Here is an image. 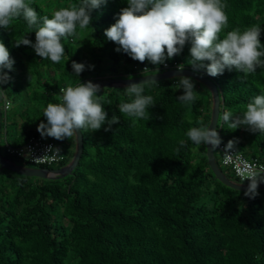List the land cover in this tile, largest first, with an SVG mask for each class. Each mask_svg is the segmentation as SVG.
<instances>
[{"label":"trees","instance_id":"obj_1","mask_svg":"<svg viewBox=\"0 0 264 264\" xmlns=\"http://www.w3.org/2000/svg\"><path fill=\"white\" fill-rule=\"evenodd\" d=\"M25 2L40 16L51 18L54 11L81 0ZM222 3L227 5L228 24L221 39L227 31L259 25L264 44V0ZM124 7L126 0H109L93 10L91 25L62 41L65 55L58 64L42 60L31 47H15L23 38L35 42V33L23 18L8 29L0 27V42L15 61L11 72L4 70L11 80L0 86L5 91L0 93L1 108L5 99L12 105L2 115L5 145L21 146L39 134V124L47 122L42 109L59 102L61 87L101 78H135L143 76L144 68L165 71L164 64L140 63L117 52L118 46L105 37L104 31ZM189 48L186 45L165 63L193 70L187 62ZM73 61L85 65L79 76L72 71ZM198 72L208 76L204 70ZM208 77L220 93V116L225 111L242 115L253 97L264 94V68L247 77L227 69ZM178 78L145 87L143 94L152 95L155 106L149 108L147 119L140 120L119 112V105L130 100L125 87L102 88L97 95L103 97L108 119L115 114L120 123L110 131L104 130L105 123L97 132L83 133V154L71 175L41 179L0 167V264H264V190L251 199L217 179L206 145L196 146L186 136L191 127L210 125L211 92L209 100L198 94L194 102L184 104L177 100L183 95ZM192 80L195 91L203 85ZM217 132L221 144L235 140L241 153L264 163V135L245 127L230 129L220 119ZM59 145L66 155L56 165L61 168L76 153L75 137L66 146ZM4 157L23 167H55ZM215 157L225 175L241 183L222 165L218 148Z\"/></svg>","mask_w":264,"mask_h":264},{"label":"clouds","instance_id":"obj_2","mask_svg":"<svg viewBox=\"0 0 264 264\" xmlns=\"http://www.w3.org/2000/svg\"><path fill=\"white\" fill-rule=\"evenodd\" d=\"M108 2L109 0H81L79 4L54 11L49 18L48 15L40 16L25 0H0V27L8 29L14 20L23 18L28 28L34 31L35 42L23 38L21 42L15 43V47H31L42 60L58 64L65 55L62 41L76 37L78 29L83 30L90 26L93 10ZM126 2L127 7L122 8L114 17L115 23L104 31V35L108 41L118 46L115 49L117 52L128 55L134 61H147L154 66L163 65L166 60L180 55L186 45H190L188 64L193 71L204 70L213 78L223 75L226 69L235 70L247 77L257 69L264 68V44L260 41L262 29L259 25H252L244 30L236 28L227 31L221 39L220 34L228 24V16L224 11L227 5L222 0ZM14 63L8 49L0 42V86L11 80L4 70L11 72ZM71 68L76 76L85 71V65L75 61L71 63ZM183 68V65L177 66L178 71L182 72ZM158 71L159 69L150 72L145 68L142 75L146 79L139 83H130L124 88L123 92L130 100L119 105L121 114L134 120L147 119L150 116L148 110L155 106L154 98L143 93L146 86L159 87L156 74H151ZM178 81L183 95L178 96L177 100L184 104L194 102L198 93L194 90L193 80L180 76ZM101 91V86L91 81L61 87L59 102L48 103L42 109V116L47 122H41L37 132L42 138L63 141L73 137L77 139L78 130L81 133L97 132L105 123L108 127L104 130L110 131L113 124L120 123V117L113 114L108 119L101 103L103 97L97 95ZM3 92L5 91L0 87V93ZM218 119L228 124L230 129L245 127L252 133L264 135V94L253 97L242 115L233 116L231 112L225 111ZM186 136L196 146L210 145L213 152L222 142L218 132L210 128V125L191 127ZM236 143L235 140L227 142L224 152L226 162L232 159L233 155L229 153ZM180 144L183 146L185 141H180ZM60 151L59 148L48 146L46 154L40 159L63 158ZM245 180L249 184L244 195L255 199L259 195L258 186L264 183V170L249 169Z\"/></svg>","mask_w":264,"mask_h":264},{"label":"water","instance_id":"obj_3","mask_svg":"<svg viewBox=\"0 0 264 264\" xmlns=\"http://www.w3.org/2000/svg\"><path fill=\"white\" fill-rule=\"evenodd\" d=\"M153 74H156L155 76L156 81H162V80L178 78L180 76H186L205 85L210 90L213 101L210 128H214L216 131L218 130V123H219L218 117L220 116L221 98L217 85L208 76L190 69H183L182 72L178 70H169V71H164L162 73H153ZM144 79H146V77L144 76L131 78V80L129 78L110 77V78L91 80V82L94 84H99L101 87H126L130 83H139ZM2 115H3L2 108L0 106V141L2 134ZM206 148H207V156L209 159V165L213 173L217 177V179L228 187L240 191H246L248 184H242L229 179L218 165L215 157V152L211 150V146L206 145ZM83 150H84V136L83 133L79 132L78 130L77 139H76V153L72 161L65 167L53 168V169L23 167L17 165L10 159L5 158L2 155L1 151H0V167L2 169L10 170L14 173H18L27 177H38L41 179L64 178L66 176L71 175L73 171L76 169L83 154ZM259 190H264V183H261L258 186L257 191Z\"/></svg>","mask_w":264,"mask_h":264},{"label":"built area","instance_id":"obj_4","mask_svg":"<svg viewBox=\"0 0 264 264\" xmlns=\"http://www.w3.org/2000/svg\"><path fill=\"white\" fill-rule=\"evenodd\" d=\"M178 65V63H165L163 65V70H177ZM11 106V102L5 99L2 113L7 114L10 111ZM48 146L59 148L61 150L60 155L63 156V158L57 157L54 160L40 159L43 155L46 154ZM225 146L226 144H220V146L218 147V150L221 154L222 165L231 169L236 178L239 179L242 184H249V181L245 180V178L248 176L249 169H252L254 171L264 170L263 162L247 157L245 154L241 153L236 147H234V149L229 153L230 155H233L232 159L226 162L224 159ZM6 151L11 156L24 158L35 165L47 167L59 165L66 160V155L57 140L53 138H42L40 134L32 136L28 139L27 142H25L21 146L14 147L6 144Z\"/></svg>","mask_w":264,"mask_h":264},{"label":"rangeland","instance_id":"obj_5","mask_svg":"<svg viewBox=\"0 0 264 264\" xmlns=\"http://www.w3.org/2000/svg\"><path fill=\"white\" fill-rule=\"evenodd\" d=\"M102 88H106V87H101V89ZM207 88V87H206ZM203 85H197L196 86V92L198 93V94H200V95H202V96H205L206 98H208V90L209 89H206ZM208 100H209V98H208ZM11 114H12V112H10V116H11ZM10 131H11V133H10V142H13V136H12V134H13V132H12V128H10ZM72 140H74V137L73 138H71L70 140H68V139H65V140H63V141H57L59 144H61V145H64V146H66L68 143H69V141H72ZM75 141H76V138H75ZM0 151H1V153H2V155L3 156H6L8 153H7V151H6V145H5V140L2 138V140L0 141ZM15 157V156H14ZM30 168V167H29ZM31 168H39L38 166H33L32 165V167ZM54 168H58V166H55Z\"/></svg>","mask_w":264,"mask_h":264}]
</instances>
